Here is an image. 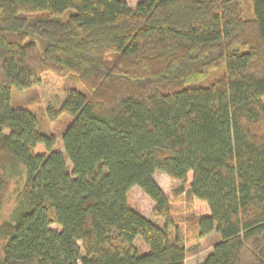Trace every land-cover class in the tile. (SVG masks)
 Wrapping results in <instances>:
<instances>
[{
	"label": "trees",
	"instance_id": "obj_1",
	"mask_svg": "<svg viewBox=\"0 0 264 264\" xmlns=\"http://www.w3.org/2000/svg\"><path fill=\"white\" fill-rule=\"evenodd\" d=\"M12 87L71 117L62 151ZM263 97L264 0H0V162L23 165L27 205L0 226V264H185L156 172L208 209L187 219L217 237L199 264H264Z\"/></svg>",
	"mask_w": 264,
	"mask_h": 264
},
{
	"label": "rangeland",
	"instance_id": "obj_2",
	"mask_svg": "<svg viewBox=\"0 0 264 264\" xmlns=\"http://www.w3.org/2000/svg\"><path fill=\"white\" fill-rule=\"evenodd\" d=\"M126 3L130 8H134L140 0H121ZM247 9V8H246ZM248 10V9H247ZM246 18L252 16L251 11L246 12ZM220 72H213L208 77L203 79L199 85L208 86L218 77H220ZM63 85L66 89H75L80 92H86V89L78 81L75 75L69 74L65 77ZM37 91L36 89L30 88L27 90L19 91L15 87L11 89V104L13 107H20L28 104L30 111L34 112L37 116L38 124L37 130L45 135L53 134L56 137V150L62 151V145L60 142L61 133L69 124L71 117L69 115H62L55 121H49L44 113V110L37 101ZM264 102V97H263ZM70 167L69 162L67 161ZM1 172L4 174L7 181V186L5 192L2 194L0 199V226L4 222H14L17 213L24 210L27 205L25 198L23 196V187L26 182V171L18 162H0ZM157 185L164 192L166 197L169 199L172 216L176 218L179 222H184L185 228V246L187 249L186 262L188 264H195L201 261L207 253L210 252L212 245L217 241L215 234H210L205 238L198 239L192 233L193 229L187 227V219L193 216V214L204 215L208 213L207 207L199 202L194 201L192 205H189L185 194L181 191V183L179 181H174L168 178L164 173L156 172L153 176ZM128 201L130 205L140 212L145 218L155 222L158 225H162V220L155 218L152 214L154 208V203L147 197L139 187H133L128 193ZM56 228L55 225H52ZM5 240L0 235V254L2 253V246ZM136 246L140 249L143 248L142 245L136 241Z\"/></svg>",
	"mask_w": 264,
	"mask_h": 264
},
{
	"label": "crops",
	"instance_id": "obj_3",
	"mask_svg": "<svg viewBox=\"0 0 264 264\" xmlns=\"http://www.w3.org/2000/svg\"><path fill=\"white\" fill-rule=\"evenodd\" d=\"M212 248V247H211ZM203 260V259H202ZM201 260V261H202ZM201 261H199V262H196L195 264H199ZM185 264H188V262H186V258H185Z\"/></svg>",
	"mask_w": 264,
	"mask_h": 264
}]
</instances>
